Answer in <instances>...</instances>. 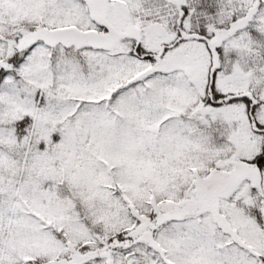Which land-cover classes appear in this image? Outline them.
<instances>
[{
  "label": "snow or ice",
  "instance_id": "1",
  "mask_svg": "<svg viewBox=\"0 0 264 264\" xmlns=\"http://www.w3.org/2000/svg\"><path fill=\"white\" fill-rule=\"evenodd\" d=\"M0 264H264V0H0Z\"/></svg>",
  "mask_w": 264,
  "mask_h": 264
}]
</instances>
